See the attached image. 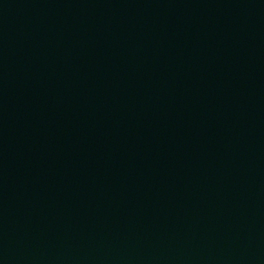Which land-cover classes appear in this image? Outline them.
<instances>
[{"label":"water","instance_id":"obj_1","mask_svg":"<svg viewBox=\"0 0 264 264\" xmlns=\"http://www.w3.org/2000/svg\"><path fill=\"white\" fill-rule=\"evenodd\" d=\"M0 264H264V0H0Z\"/></svg>","mask_w":264,"mask_h":264}]
</instances>
